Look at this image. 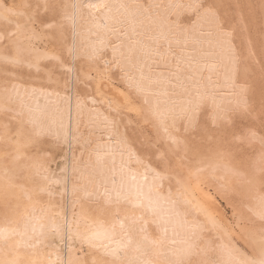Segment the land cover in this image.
<instances>
[{
    "label": "bare ground",
    "instance_id": "6f19581e",
    "mask_svg": "<svg viewBox=\"0 0 264 264\" xmlns=\"http://www.w3.org/2000/svg\"><path fill=\"white\" fill-rule=\"evenodd\" d=\"M224 1L21 0V6L25 3L31 5L27 10L21 7V12L26 11L31 15L30 22L27 15H21L19 21L10 17L9 13L0 11V16H7V21L0 24L6 26V22L10 21L7 27L19 31L14 39L24 49L20 57L21 80L13 79L9 83L16 86L12 107L24 119L33 118L46 129L40 143L29 147L26 154L31 155L37 149L49 154L46 180L34 175V170L28 166L29 161L23 158L14 161L17 152L8 149L10 144L4 142L5 121L0 116V137L3 139V146H0V227L11 226L21 232L27 229L29 235H33L32 230L35 229V236L39 237L42 233L45 243L50 245L43 249L22 247L19 252H9L0 246V261L53 264L59 257L61 261L68 260L71 264H78L80 260H95L96 264H111L113 260L117 264L136 261L165 264L166 260L179 257L186 247L185 220H198L205 225V237L214 239L213 250L208 252V257L215 258L217 246L229 243L225 232L208 222L207 217L197 210L195 201L184 206H173L168 202L169 188L172 191L171 200H177V193L181 189L176 181L182 178L186 180L190 172L198 177V181L205 178L217 182L213 186L228 196H234L233 191L241 195L239 203L233 200L237 196L229 201L223 196L227 203L234 205L236 214L232 221L214 201V196H201L192 184L197 193L196 200L216 217L229 234L234 238L239 236L232 227L236 219L241 220L244 227H252L249 223L252 213L248 209L258 210L264 186L259 175H252V166L256 164L261 149L258 142L243 139L248 128L236 136L251 147L249 164L232 165L223 162L224 158H221L222 161L211 158L203 162L198 157L193 168L189 157L190 161L181 159V155L187 152L188 144V138L181 131L190 130V121L198 124L201 120L200 123L204 124L202 119L207 114L214 124L221 122L216 119L218 115H226V121L234 120V116L246 114L238 108V102L247 99L250 109L254 107L255 110L249 113L255 114L254 119L260 124V106L264 103V0L229 1L234 9L228 7V0ZM9 3L0 0V4L15 12L17 0H9ZM95 3L106 4L108 11L88 7ZM190 3H203L205 7L211 4L217 15L213 17L205 15L202 10L194 12L188 8L170 7ZM12 21L15 27L12 24L10 28ZM218 22L222 28L217 26ZM3 25L0 27L4 28ZM1 28L0 31L3 30ZM12 52L0 44V57L14 55L15 49L12 48ZM50 57H54L53 61H46ZM44 70H47L46 73L41 72ZM113 73L125 86V104L122 105L132 110L135 106L139 108L141 120L148 124L151 122L152 131L158 136L153 140L157 138L159 143L163 138L168 144L161 139L165 151L170 149L169 146L178 150L180 145L181 148L184 146L180 152L177 151L181 158L175 157V149L173 157L167 156L185 160L171 159L183 166L178 168L179 171L187 170L185 174V171L181 174L174 171L173 165L174 169L170 168L169 173H164L157 168V160L153 162L155 158L149 157L152 151L142 149V152L138 147L143 143L145 147L151 146L150 138L142 133L147 137V144L141 139L143 143L135 142L140 134L135 129L137 125H133L135 116L132 117L131 110H127L125 116L119 113L117 105L120 101L109 95V89L103 82L106 75ZM6 82L7 78L0 74V104L6 99L3 91ZM203 124L200 125L205 126ZM254 125L258 124L253 122L251 128L259 131V127ZM170 137L182 143L175 144ZM57 149L61 150L59 154ZM171 149L170 153H173ZM159 150L153 152H159L158 156L164 154L163 150ZM20 152L25 153V149L20 148ZM165 154H169L168 151ZM182 162H187L191 165H187L188 168L193 170H188L186 163ZM210 163L221 165L214 173L215 179L210 171L197 173L198 168H207ZM165 167H168L167 163ZM5 168L10 170V176L19 172L21 184L14 179L12 183L16 186L6 188ZM21 168L24 171L20 172ZM152 169L169 178L163 181L154 179ZM238 173H243V177ZM173 176L175 179L171 178ZM20 185H23V190ZM40 186H47L53 195L49 197L45 193L37 197L34 193ZM153 187L161 195L156 213L145 211L143 223L139 226L146 228L149 236L158 237V218L171 221L175 231L172 226L169 227L164 249L145 253L141 245L137 250L136 242L140 238L133 233V245L127 250L121 248L118 258L103 255V246L117 248L118 244L126 243L118 226L113 239L98 242L101 244L100 250L90 248L79 238L78 233H103L112 229L114 221L111 216L107 218L91 211L95 207L93 201L102 200L103 193L107 191L114 195L120 192L122 196L136 197L146 195ZM29 195L32 196L31 200L28 199ZM184 198L192 200L187 193ZM6 203L12 209L11 216L8 214L10 224L3 212ZM42 208L47 210L41 211ZM185 212L188 213L186 217ZM129 214L141 215L138 211H130ZM57 228L60 229L58 235L55 231ZM35 242V239L30 241L32 244ZM237 246L253 261L262 258L259 247L253 252L248 246ZM173 252L177 255L173 256Z\"/></svg>",
    "mask_w": 264,
    "mask_h": 264
},
{
    "label": "snow or ice",
    "instance_id": "6c2138e0",
    "mask_svg": "<svg viewBox=\"0 0 264 264\" xmlns=\"http://www.w3.org/2000/svg\"><path fill=\"white\" fill-rule=\"evenodd\" d=\"M21 7L27 10L31 8V5L25 3ZM44 7L47 8V5L45 4ZM88 7L93 9H103L106 12L108 11V6L103 3L89 4ZM170 7L188 8L194 12H200L202 10L205 15H210L213 17H216L217 15L211 4H209L207 7H205L203 3H190L187 5L174 4L170 5ZM0 11L12 15L17 14L12 8H9L4 4H0ZM19 15H27L29 22L31 21V15L26 11L20 12ZM0 19L7 20V16H0ZM217 26L221 28L223 27L221 24H219V22ZM19 27L20 26L17 25V29H19ZM16 35V31H8L7 29L0 31V42L6 41L8 42V46L10 48L15 49L14 55H5L0 57V61L5 64H19L21 62L20 57L24 49L21 47L20 42L14 39ZM15 88V85H10L6 82L3 89L6 99L3 104H0V116H2L3 120L5 121L3 124V130L5 134L4 142L6 145L10 144L16 148L17 154L13 157L14 161H19L22 158L29 161L30 163L28 166L34 170V175L40 176L46 180L48 154L45 152H40L38 149L31 155L26 154V150L29 147H35V145L40 143L41 138L46 133V129L42 125L38 124L33 118L24 119L21 113L12 107ZM243 92L244 89L242 87L241 93L243 94ZM250 107L251 106L249 105L247 99H242L238 102V108L246 113L250 111ZM216 119L223 123L227 120V116L218 115ZM259 119V131L249 128L247 130V135L243 139L249 142H258L260 145L261 151L258 155L256 164L252 166V175L254 177L259 175L261 184L264 186V103H262L260 106ZM196 126L197 124H193L191 121L189 122V128H194ZM165 131H167V129H165ZM234 138L241 139L240 137ZM170 139L175 144L182 143L181 141L175 140L174 138L170 137ZM20 148L25 149V153H21ZM166 163L168 164V167H165ZM156 164L157 168H160L164 173H169L172 161L169 160L166 154H162L156 161ZM220 167L221 165L219 163H210L207 168H198L197 173H202L207 170L213 173L212 178L215 179L214 173ZM19 171L22 172L24 169L21 168ZM151 171L153 173L154 179L156 180L163 181L169 178L168 175H162L161 172H157L155 169H152ZM238 174L243 177V173ZM4 175L6 188H14L16 185L13 184L12 181L19 178V172H17L15 176H10L9 170L5 168ZM171 178L175 179L174 176ZM197 178L198 177H193L190 175L186 180L183 178L178 179L176 182L181 189V191L177 193L178 199L171 200L172 191L171 188H169L167 193L169 198L168 202L173 206H184L195 201L197 210L207 217L208 222H210L214 228L221 229L225 232V235L228 236L229 243L227 245H218L215 249V258H209L208 252L213 250L212 245L214 244V239L210 236L208 238L205 237L206 229L203 223L199 222L198 220L193 222H187L185 220L183 226L186 232V239L184 241L186 247L183 249L179 257L175 259H168L165 261V264H264V195H262L259 199L258 210L253 211L252 209H248L249 212L252 213V219L249 221V223L252 225L251 228L244 227L243 222L239 219H236L233 222L232 227L239 234L238 238H234L228 233L227 229L223 228V225L218 222L216 217L210 215L207 209L200 205L199 201L196 200L197 193L193 188L191 181ZM133 180H135V177H133ZM20 187L23 190V185H20ZM220 187L223 189L222 185ZM137 191L139 192V187L137 188ZM45 193L49 197L53 195L52 191L47 186L38 187L34 194L37 197H41ZM185 193L190 195L192 200L185 199ZM28 199L31 200L32 196L29 195ZM160 199L161 195L155 190L154 187L150 188L146 195H137L136 197H129L126 195L122 196L120 192H116L113 195L112 193L106 191L103 193L102 200L97 199L93 201L95 207H93L91 211L101 216H111L114 221L112 224V229L103 233L99 231L82 234L78 233L79 238L83 243L88 244L90 248L100 250L101 244L98 242L102 239H113V237L116 235V227L118 226L120 232L126 238V243L118 244L117 248L103 246V255L118 258L119 250L121 248L127 250L129 246L133 245V233L138 235L140 238L139 241L136 242L137 250H140L141 245L143 246L145 253L151 250H162L168 241L169 227L172 226L173 231H175V226L171 224V221L164 218H158L157 223L160 227V234L158 237L149 236L147 234V229L139 226L143 223V213L145 211L152 212L153 214L156 213ZM46 210L47 209H41V211ZM10 211H12L11 206L6 203L3 208L6 221H8V214ZM130 211L132 213L138 211L141 213V215L137 216L135 214H129ZM184 215L186 217L188 213L185 212ZM8 223L10 224L11 222L8 221ZM32 231L33 235H29L27 229L21 232L17 228L11 226L0 227V246H2L4 249H7L9 252H19L22 247L29 249H43L50 246L49 244L45 243L42 233L39 237H36L35 229ZM55 231L58 235L60 229L57 228ZM17 237L20 239L17 240ZM33 239L36 241L35 244L30 243V241ZM201 244L204 246L201 247ZM238 244L250 247L253 252H255L257 247H259L262 258L259 261H253L245 255V253L241 250V247L237 246ZM172 255L176 256L177 254L173 252ZM0 264H17V262L0 261ZM53 264H71V262L68 260L61 261L59 257H57L56 260L53 261ZM78 264H96V261L80 260ZM111 264H117V261L113 260ZM129 264H152V262L136 261L129 262Z\"/></svg>",
    "mask_w": 264,
    "mask_h": 264
},
{
    "label": "rangeland",
    "instance_id": "374dc122",
    "mask_svg": "<svg viewBox=\"0 0 264 264\" xmlns=\"http://www.w3.org/2000/svg\"><path fill=\"white\" fill-rule=\"evenodd\" d=\"M8 3H9V0H6ZM226 2H227V0H225ZM224 1V2H225ZM229 1H231L232 2V0H228V2H227V5H228V7H230V6H232V3L231 2H229ZM10 4V3H9ZM225 7V6H224ZM15 8L17 9L16 11H15V13H17L16 15H12V14H10V17H12V18H15V19H17V20H19V21H21V15H19V13L21 12V0H17V3L15 4ZM226 8V7H225ZM232 9H234V7L232 6ZM231 10V9H230ZM232 11V10H231ZM236 15H237V13H236ZM237 17V16H236ZM1 21H4L3 23H5V21H7V20H4V19H0V22ZM9 23H10V21H9ZM9 23H7L6 22V26L5 25H3V24H0V26L1 25H3V26H5L4 28L2 27H0L1 29H6V27L7 26H9L10 24ZM9 24V25H8ZM12 24H14V21H12L11 22V27L10 28H12L13 27V25ZM14 27H15V24H14ZM8 28V31L10 30V31H13L12 29H9V27H7ZM2 30V31H3ZM17 33L19 32L18 30H15ZM0 44H2L3 46H5L6 47V49L9 51V52H12V48H10L9 46H8V42H0ZM12 54H13V52H12ZM53 59H54V57H50L49 59H47L46 61H49V60H52L53 61ZM45 69V68H44ZM46 69H48L47 67H46ZM47 71V70H46ZM46 71L44 70V71H41V72H45L46 73ZM113 71H115V69H113ZM0 74H1V76H3V77H6L7 78V82H8V84L9 83H11L12 82V80L13 79H20L21 80V62L19 63V64H5V63H3L2 61H0ZM47 81V80H46ZM48 82V84H52V82H49V81H47ZM103 82L104 83H106V85H105V87H107L108 89H109V95L110 96H115L120 102H119V104L117 105V107H118V110H119V113L122 115V116H125L126 115V111L128 110L129 112H130V110H131V114H132V117H134V120H135V124H133L134 126H136L137 128H135L136 129V131L138 132V133H140V134H142V133H144L145 134V136H148L149 138V143L151 144V146L149 147L148 145V147L146 146L145 147V145H144V143H143V141H140L139 139H141V140H145L146 138H145V136H144V134H142L143 136L141 137L140 136V134H138V133H136V135H137V137H140V138H137L136 137V141L135 142H137L138 141V143H140L141 144V142L143 143V145L141 144V146L139 145L138 146V144H137V146L141 149V151L142 152H144V151H152L151 153L149 152V157H151L152 159L153 158H155L154 160H153V162L154 161H156V160H158V158L160 157V155L158 156L157 155V153H159V152H153V150H155V151H160L159 149H161V152H162V150H163V148H165V144H164V142H165V140L163 139V138H161V139H163L164 140V142H163V140H161L160 139V137L158 138V140L160 139V141H158L159 143H157V138H156V140H153V137H158L157 136V134H156V132L154 133L153 131H152V127L153 126H150V124H151V122H150V124H148L149 122H146V121H142L141 120V117L139 116V108H137L136 106L135 107H133V110L132 109H128V107H125V105H122L123 103L125 104V100H124V97H123V93H124V91H125V86L123 85V83L120 81V79L118 78V76H117V74L116 73H113V75H106L105 77H104V79H103ZM85 85V84H84ZM87 86V85H86ZM116 94H118V96L116 95ZM123 98V99H122ZM255 107H256V105H255ZM254 107H252L250 110H252ZM252 111H255L254 109L252 110ZM246 112H244V114H245ZM254 113V112H253ZM238 114V113H237ZM247 114V113H246ZM245 114V115H246ZM206 115V114H205ZM240 115V114H239ZM241 115H242V117H241ZM239 117H238V115H237V117L236 116H234L236 119H234V120H230V121H225V122H220L219 124H214V122H211L210 121V119L211 118H209V116H208V114H207V116H203V119H202V121H204V124H205V126H202V125H200V124H203V122H201L200 123V121L199 122H197L200 126L198 127V124H197V126L196 127H194V128H190V130H187V131H185V130H182L181 132L182 133H184L183 134V136L184 137H187L188 138V141H187V148H186V151L187 152H185V154H186V156H185V154L183 155L182 154V152H183V150H185V149H183V150H181V156H183V158H181L180 157V149H182V148H184V146L181 148L180 146H179V150H178V148L177 149H175V148H173V149H175L176 151L175 152H177V151H179V152H177V154H175V157H180L181 159H185V160H187V161H190L191 160V164H192V166L191 165H188V163L187 162H182V163H186L185 165H186V167L188 168V166H191V167H193V165H195V164H197V161H195V160H197L198 159V157H201V159H202V161L203 162H206V160H208V159H211V158H218V159H220L221 161H222V159L224 158V161L223 162H228L229 164H232V165H237V164H249L250 163V160H251V155H252V153H251V147L249 146V145H247V144H245L242 140H240V139H235L234 137H237L236 136V134L237 133H242V132H244L245 130H247L246 128H248L249 129V126L250 125H252V127H253V122H254V124H258L257 126H255V127H259V122L256 120V118L254 119V115L251 113H249L248 112V114L245 116V115H243V113L241 114ZM252 117H251V116ZM245 116V117H244ZM208 119H207V118ZM241 117V118H240ZM206 118V119H205ZM239 118V119H238ZM252 118H253V120H252ZM138 120V121H137ZM236 120V121H235ZM255 120V121H254ZM137 121V122H136ZM251 121H253V122H251ZM250 123V125H248ZM203 124V125H204ZM152 125V124H151ZM140 127V128H139ZM203 127V128H202ZM230 128L232 129V130H230ZM250 128H251V126H250ZM231 132V133H230ZM156 134V135H155ZM213 134H214V138H213ZM155 135V136H154ZM143 137H144V139H143ZM155 139V138H154ZM185 139V138H184ZM146 141V142H145ZM144 142H145V144H147V140H145ZM153 141H155V142H153ZM2 142H3V139L0 137V146L2 147L3 145H2ZM148 143V144H149ZM163 145H162V144ZM166 144H167V142H165ZM168 145V144H167ZM166 145V146H167ZM144 148H143V147ZM152 147V148H151ZM170 147V149H171V146H169ZM7 148L8 149H10V150H15L16 151V148L14 147V146H12V145H8L7 146ZM145 148L147 149V150H145ZM196 148V149H195ZM144 151H143V150ZM166 149V148H165ZM165 149L163 150L164 151V154L166 153V151H168V153L169 154H166V155H171L172 157L174 156V150L173 149H171V150H173V153H170V149L168 150H166L165 151ZM226 151V152H225ZM57 152H58V154L61 152V150L60 149H57ZM160 152V153H161ZM204 152V153H203ZM213 152V153H212ZM219 152V153H218ZM230 153V154H229ZM154 154V155H153ZM179 154V155H178ZM49 155V154H48ZM157 155V156H156ZM162 155V154H161ZM177 155V156H176ZM228 155H230V156H228ZM170 156V157H171ZM208 156V157H207ZM222 156V157H221ZM223 156H225V157H223ZM168 157V156H167ZM173 158L175 161H178L179 159H177V158ZM188 157H189V159H188ZM229 158V160L231 161V159H232V162H230L229 160L228 161H225V160H227L228 158ZM157 158V159H156ZM222 158V159H221ZM225 158H227V159H225ZM235 160H234V159ZM151 159V160H152ZM170 160L172 159V158H169ZM172 159V160H173ZM177 159V160H176ZM180 159V162L181 161H185V160H181ZM194 159V160H193ZM171 160V161H172ZM173 160V161H174ZM237 160L240 162H237ZM172 161V164H171V169L173 168L174 169V167H175V169H174V171H179L180 169H178V168H181V167H183V166H180V164H178L177 162H173ZM236 161V162H235ZM179 162V163H180ZM195 162V163H194ZM174 167H173V166ZM177 165H179V166H177ZM184 165V166H185ZM188 165V166H187ZM188 168V170H193V168ZM176 168H177V170H176ZM8 169V168H7ZM9 170V169H8ZM10 171V170H9ZM185 171V170H184ZM184 171H179V173L180 172H184ZM187 171V170H186ZM186 171L184 172V174L186 173ZM178 173V172H177ZM192 172H190V175L191 176H193V177H195L194 175H192L191 174ZM194 173V172H193ZM15 174V173H14ZM181 174V173H180ZM187 174H189L188 172H187ZM16 175V174H15ZM197 177V176H196ZM207 178V177H206ZM208 178H210V177H208ZM17 180L19 181V183L21 184V180H22V178L19 176V178H17ZM209 181H207V179H205V178H203V179H200L199 181L197 180V179H193L192 180V184H193V186L199 191V193L200 194H202L201 196H203V197H205L206 196V198H207V196H208V194H210L209 196H214L213 198H215V200L212 198V197H210L211 198V200L213 199L214 201H216L217 202V205H219V207H220V209L222 210V212H224L225 213V215L228 217V219H230V220H234V215L236 214V212L233 210L234 209V205L233 206H231L229 203H227V201L225 200V197H227V200L228 199H230V198H232V197H234V196H237V198L236 197H234L233 198V200L234 199H236V201H235V203H239L240 202V199H241V195L240 196H238L237 195V192H235V191H233L232 193H234V196H233V194L232 193H230V194H232L231 196H228L226 193H224V191H221V190H219L217 187H215V186H213V184L215 185L216 183H215V181H213V182H211L212 181V179H211V181H210V179H208ZM211 182V183H210ZM26 187H28V186H26ZM215 187V188H214ZM215 189H217V190H219V192L217 191V190H215ZM221 191V192H220ZM226 192V191H225ZM222 193V194H221ZM235 193H236V195H235ZM229 194V195H230ZM227 195V196H226ZM223 196H225V197H223ZM209 198V199H210ZM239 198V199H238ZM232 200V199H231ZM232 200V201H233ZM214 201H212V202H214ZM229 201V200H228ZM231 201V202H232ZM215 202V203H216ZM234 202H233V204H235ZM1 207V206H0ZM2 209V208H1ZM11 212V211H10ZM10 212H9V216H11V214H10ZM235 213V214H234ZM105 217H110V216H105ZM90 261H92V260H90Z\"/></svg>",
    "mask_w": 264,
    "mask_h": 264
}]
</instances>
